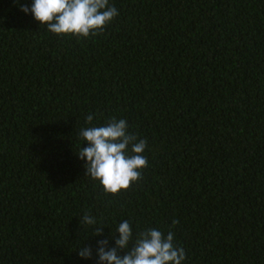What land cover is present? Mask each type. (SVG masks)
Segmentation results:
<instances>
[{
    "label": "trees",
    "instance_id": "16d2710c",
    "mask_svg": "<svg viewBox=\"0 0 264 264\" xmlns=\"http://www.w3.org/2000/svg\"><path fill=\"white\" fill-rule=\"evenodd\" d=\"M31 4L0 0V264H96L123 220L172 230L184 264H264V0H109L119 15L82 39ZM112 117L147 142L118 195L75 154Z\"/></svg>",
    "mask_w": 264,
    "mask_h": 264
},
{
    "label": "clouds",
    "instance_id": "9594fccd",
    "mask_svg": "<svg viewBox=\"0 0 264 264\" xmlns=\"http://www.w3.org/2000/svg\"><path fill=\"white\" fill-rule=\"evenodd\" d=\"M20 10L25 14L30 12L49 32L77 39L103 33L119 15L109 0H32L31 7L21 5ZM92 120V115L86 117V123L91 124ZM78 135L88 146H80L75 154L85 162V175L99 181L105 193L118 195L141 179L143 169L148 166L144 155L147 142L128 131L126 120L112 117L102 125L80 129ZM81 222L93 226V237L102 235L104 226L95 216L85 213ZM178 223L172 221L173 226ZM116 233L118 236L112 235L114 246L109 247L108 239L97 241L96 264H184L186 252L174 243L172 230L165 234L147 228L134 235L131 223L123 220ZM77 255L92 259L93 249L79 247Z\"/></svg>",
    "mask_w": 264,
    "mask_h": 264
}]
</instances>
